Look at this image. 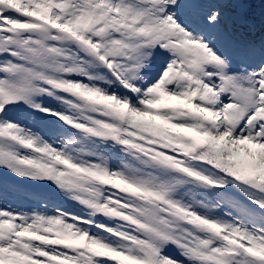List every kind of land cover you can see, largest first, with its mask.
I'll return each instance as SVG.
<instances>
[{"label":"snow or ice","instance_id":"1","mask_svg":"<svg viewBox=\"0 0 264 264\" xmlns=\"http://www.w3.org/2000/svg\"><path fill=\"white\" fill-rule=\"evenodd\" d=\"M0 264H264V0H0Z\"/></svg>","mask_w":264,"mask_h":264}]
</instances>
